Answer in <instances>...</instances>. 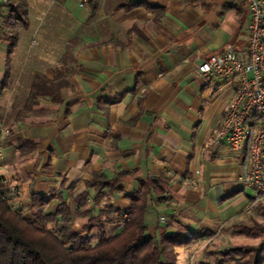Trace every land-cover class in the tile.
<instances>
[{"label":"crops","instance_id":"1","mask_svg":"<svg viewBox=\"0 0 264 264\" xmlns=\"http://www.w3.org/2000/svg\"><path fill=\"white\" fill-rule=\"evenodd\" d=\"M25 1L28 25L16 32L6 22ZM248 0H100L82 7L78 0H0V117L12 129L0 156V172L15 184L27 212L33 194H52L46 212L68 202L77 228L81 197L93 204V172L121 176V192L103 200L123 212L131 196L149 179L145 222L149 236L174 233L179 226L196 232L189 246L205 264L229 249L259 246L264 260V195L245 182V154L226 139L212 141L234 96L236 80H206L199 64L228 44L247 43ZM17 33L16 43L11 37ZM70 70L61 100L41 96L22 118L35 75L53 79ZM25 138L35 148L21 154L15 144ZM90 241L103 231L123 230L119 217L102 218ZM219 237L231 246L207 248ZM210 246V245H209ZM204 248V249H205ZM194 254V253H193ZM222 260V259H221Z\"/></svg>","mask_w":264,"mask_h":264},{"label":"trees","instance_id":"2","mask_svg":"<svg viewBox=\"0 0 264 264\" xmlns=\"http://www.w3.org/2000/svg\"><path fill=\"white\" fill-rule=\"evenodd\" d=\"M27 5L25 1L12 11L7 26L14 32L26 27ZM16 43L17 33L11 37ZM70 70L63 68L55 71L53 79L38 72L31 93L19 111L18 118L28 114L41 96H49L55 102L61 100V90L69 87L67 76ZM4 84H0L3 88ZM18 151L26 154L35 144L25 138L17 139ZM93 186L96 197L93 204L88 203V195L81 197L82 209L77 217L85 219L74 228L68 226L73 220V212L68 202L61 203L55 211L46 212L53 198L52 194H33L27 212L12 209L0 191V264H179L177 248L189 246L198 238L196 232L179 226L174 233L162 232L160 236H149L145 213L148 193L158 184L149 179L131 198L128 217L107 204L103 210L96 207L109 201L114 192H121V176L107 178L101 172H93ZM119 217L124 221L123 230L117 234L103 231L96 243L90 241L96 227L102 225V218ZM260 247L244 245L225 252L232 255L236 264H264Z\"/></svg>","mask_w":264,"mask_h":264},{"label":"built area","instance_id":"3","mask_svg":"<svg viewBox=\"0 0 264 264\" xmlns=\"http://www.w3.org/2000/svg\"><path fill=\"white\" fill-rule=\"evenodd\" d=\"M100 0H78L82 7L94 6ZM250 20L247 26V43L241 50L228 44L221 52L201 62L198 73L206 80L220 78L236 80L234 96L225 108L222 124L209 142L226 139L235 152L245 154L248 173L245 182L254 190V198L264 195V0H248ZM12 129L6 116L0 117V156ZM7 182L0 172L1 183ZM14 211L22 212L19 201L21 191L12 184L3 192Z\"/></svg>","mask_w":264,"mask_h":264},{"label":"rangeland","instance_id":"4","mask_svg":"<svg viewBox=\"0 0 264 264\" xmlns=\"http://www.w3.org/2000/svg\"><path fill=\"white\" fill-rule=\"evenodd\" d=\"M8 124V123H7ZM9 125V124H8ZM22 213H25L22 209ZM205 241L201 240L200 243L198 244L199 247V252L198 253H191L187 252L185 250H181V258L178 260L179 264H205L206 259L209 258V256L206 254V246H204ZM210 245V246H209ZM208 245V249L211 248L214 251H217L218 253L223 251L225 248L231 246L229 244H225L224 242H221L219 237H216L211 244ZM205 248V249H204ZM222 259V260H221ZM219 261H225L227 264H236L235 260L232 259V255H225L222 254L219 258H217V262Z\"/></svg>","mask_w":264,"mask_h":264}]
</instances>
